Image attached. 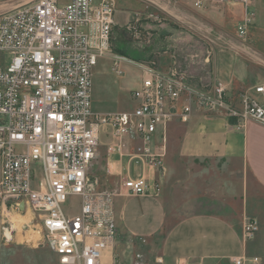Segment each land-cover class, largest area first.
Listing matches in <instances>:
<instances>
[{"label": "built area", "instance_id": "2783aa9c", "mask_svg": "<svg viewBox=\"0 0 264 264\" xmlns=\"http://www.w3.org/2000/svg\"><path fill=\"white\" fill-rule=\"evenodd\" d=\"M236 1L248 7L256 0ZM115 17L114 0H32L0 15V236L12 243L19 217L37 221L59 264H164L141 249L145 238L127 254L116 252V198L161 194L168 128L176 119L198 111L231 117L240 129L264 126V85L236 98L223 82L197 88L174 70L115 55ZM252 23L247 14L241 37ZM102 60L119 77L124 63L141 70L133 110L94 108ZM101 148L108 173L116 171L115 190L92 176ZM259 229L258 219L247 218L245 239Z\"/></svg>", "mask_w": 264, "mask_h": 264}, {"label": "crops", "instance_id": "0c3cea01", "mask_svg": "<svg viewBox=\"0 0 264 264\" xmlns=\"http://www.w3.org/2000/svg\"><path fill=\"white\" fill-rule=\"evenodd\" d=\"M235 76L238 83L247 79ZM159 177L158 197L116 199L118 239L136 247L147 239L141 249L164 264H264L263 125L249 122L240 129L231 117L198 111L187 121L176 119ZM247 218L260 224L249 240Z\"/></svg>", "mask_w": 264, "mask_h": 264}, {"label": "rangeland", "instance_id": "374dc122", "mask_svg": "<svg viewBox=\"0 0 264 264\" xmlns=\"http://www.w3.org/2000/svg\"><path fill=\"white\" fill-rule=\"evenodd\" d=\"M32 0H0V15ZM116 24L112 50L136 63L162 72L174 70L197 88L208 89L216 82L231 83L237 98L257 85H264V23L256 0L248 7L236 0H114ZM261 6V7H260ZM252 16L248 34L241 37L238 26ZM124 75L112 71L102 60L95 70L93 105L101 112H126L135 107L131 92L139 87L142 72L123 64ZM245 73L238 83L235 75ZM103 140H106L105 138ZM108 173L104 149L92 169L105 188L117 189L118 179ZM118 199V198H116ZM116 209V201H115ZM29 224V228L20 225ZM40 223L19 217V237L7 243L0 236V264H59ZM132 241L118 239L116 252L127 254Z\"/></svg>", "mask_w": 264, "mask_h": 264}, {"label": "water", "instance_id": "95a60500", "mask_svg": "<svg viewBox=\"0 0 264 264\" xmlns=\"http://www.w3.org/2000/svg\"><path fill=\"white\" fill-rule=\"evenodd\" d=\"M21 208L23 209V206H21Z\"/></svg>", "mask_w": 264, "mask_h": 264}]
</instances>
